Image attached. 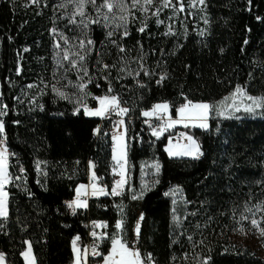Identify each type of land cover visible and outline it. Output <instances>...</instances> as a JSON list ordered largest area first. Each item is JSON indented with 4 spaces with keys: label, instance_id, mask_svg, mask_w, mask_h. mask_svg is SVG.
<instances>
[{
    "label": "trees",
    "instance_id": "trees-1",
    "mask_svg": "<svg viewBox=\"0 0 264 264\" xmlns=\"http://www.w3.org/2000/svg\"><path fill=\"white\" fill-rule=\"evenodd\" d=\"M172 4L176 7L149 15L140 6L98 13L88 3L82 17L76 0H0V100L8 105L2 119L6 146L20 162H9L8 217L0 219L5 264H25L26 242L36 264H73L72 242L86 236L84 225L91 219L106 223L98 233L102 255L96 261L109 254L111 238L119 235L129 247L137 241L142 254L152 253L155 264H203L208 257V264H264L237 238V229H246L250 220L236 222L241 214L252 218L247 205L264 228V210L255 208L264 201V107L231 117L214 109L206 128L174 129L196 141L198 159L170 157L166 147L173 132L151 141L143 125V112L158 103H167L175 118L185 98L215 106L237 85L264 97V0H205L195 16L187 0L183 11L178 0ZM89 19L99 23L90 24L85 36L78 25ZM125 26L129 34L122 36ZM81 39L93 41L90 52L81 51L87 52L82 62L87 75L79 67L69 70L67 60L63 67L57 64L64 50L76 59L74 45ZM97 61L115 67L102 71ZM80 83L86 87H76ZM105 95L126 100L134 118L133 126L126 124L127 185L119 196L102 195L70 212L68 202L86 183L89 161H96L99 180L112 182L110 123L84 111Z\"/></svg>",
    "mask_w": 264,
    "mask_h": 264
},
{
    "label": "snow or ice",
    "instance_id": "snow-or-ice-1",
    "mask_svg": "<svg viewBox=\"0 0 264 264\" xmlns=\"http://www.w3.org/2000/svg\"><path fill=\"white\" fill-rule=\"evenodd\" d=\"M37 0H33V3H36ZM199 4L204 5L205 0H198ZM251 0H249V3ZM90 3L94 8L97 9V12L99 13L101 9L107 8L108 12H112L113 8L115 7L118 9L120 12H125L126 10H129L130 7H137L140 6L142 10L148 11V8L145 7V5H151L153 3V0H143V3H141V0H131V5L129 6L127 4V0H103V3L97 6L96 0H76V8L77 12L80 16H84L83 8L86 4ZM178 3L180 5L179 11L184 10L183 6V0H178ZM63 6V5H61ZM191 7H195V4H190ZM162 7L167 8V7H172L175 8L176 5L172 4V0H162ZM161 11L160 8H157L155 12H153V15H158L159 12ZM108 15H104V19L108 20ZM259 19V17L257 18ZM120 20L125 22V25L127 23V16L121 15ZM207 22V21H206ZM72 23H76L75 20H72ZM93 23H99V20H92L89 19L87 22L84 20H81L79 25L81 27V31L85 34L86 36V30L88 29L90 24ZM157 23H163V21L157 20ZM119 27V25H117ZM146 27V25L144 26ZM144 27H141L139 29L140 32L144 31ZM55 31V29H53ZM129 33L127 31V28L125 26V30L122 33V36H127ZM167 34V33H166ZM113 35L112 32L108 33V36L111 37ZM65 44L68 43V38L67 37H61ZM114 44H116V41H112ZM93 45V41L91 39H81L79 41L78 45H74V47L78 48V51L73 53L72 55L76 57V59H72L69 56V51L70 50H64V54L60 59L57 60V64L61 67H63L61 61L62 60H67L70 63V69H75L79 67L80 71L84 72V75L88 74V69L85 64L82 62L85 61L87 52L91 51V46ZM61 45L57 43V48H60ZM87 47V52H85L84 55H81V51L85 50ZM117 47L121 53L125 51V49L117 44ZM24 51H28V49H25ZM59 56V53L57 54ZM143 57H141L142 59ZM98 64L101 65V70H108L110 67H115V65L109 66L108 64H103L102 61H97ZM124 69H120V71H123ZM141 70L144 71L145 75H148L147 69H144L141 66ZM132 73H129L131 75ZM136 75H139V72L136 73ZM165 77L161 76L160 80H163ZM81 80H83V76L80 77ZM107 79V77H105ZM89 82H91V79H89ZM158 83L160 81H157ZM143 86V85H141ZM29 88L32 87H38L36 85H29ZM79 89H83L86 87V84L80 83L76 85ZM52 88L54 91H58L55 88V85H52ZM109 92L112 91L111 86H109L108 89ZM60 96L64 97L65 94L63 92L59 93ZM2 96V94H0ZM237 96H241L246 98L249 101H252V104H249L244 107L245 112L252 113L255 111V108H260L264 107V97H253L249 95L246 91L245 88H243L241 85H237L231 94L230 97H225L224 100L221 102V104H226L228 100H233V104L230 105V107H234L235 111H240V106L235 104V98ZM19 99V98H17ZM96 100L99 102V107L95 110H88L87 108L85 109L86 114L89 115H94V116H105L109 112L115 113L118 116H125L128 114L129 109L125 107H121L120 103V98L118 96L112 95H105L102 97H95ZM186 103L182 104L176 109L177 113V118L173 119L171 117V113L169 111V105L167 103L164 104H157L153 107L151 111H144L143 115L145 117H151V116H156L157 119L163 120L164 119V113L168 114V119L166 123L161 124L158 126V128H153L152 129V135L159 137L160 135L163 134L164 131H167L168 129L174 128L178 124H183L185 128L189 127L190 124L193 127H201V128H206L207 124L206 121L209 117V114L214 110H218L221 106V104L217 105H211L209 103L205 102H199V103H193L190 100H187L185 98ZM8 109V105L2 103V100H0V219H6L8 217V196L9 193L6 191V185L11 182V176L8 172V165H7V147H6V134H5V124L4 120L2 117L6 116ZM218 115H223V112L217 111ZM147 122V121H146ZM18 123V122H17ZM123 120H119L117 124H123ZM126 131V130H125ZM185 138L190 141V144L187 145H176L178 148H182V151L179 152H172L169 150V155H187L191 156L194 159H198L202 153L199 151V146L196 144V141L191 137L186 134H183ZM112 139L114 141L119 140L121 143H119L116 147H114V155H113V160L116 161V164L119 166L120 171L117 173L121 179L115 181L114 187L111 189V192L105 191L103 187L99 188V193L103 195H112V196H119L122 194V190L124 187L127 185V181L125 179V170L124 166L126 164V152H125V143H124V135H121L120 137L113 136ZM171 144V140L169 141ZM39 167V165H37ZM94 167V165H93ZM158 169V165H157ZM21 171H23V168H21ZM21 177L17 176L16 179H20ZM93 180H96L95 173L93 172L92 176ZM39 183V181H37ZM86 186L81 185L80 188H85ZM92 195L97 194V187L95 183L92 184ZM82 193L77 191V199L71 202H68V207L75 209V208H85L87 207V201L80 200L79 196ZM86 194V193H83ZM133 199H136V196L132 197ZM255 208L257 210H264V201H262L260 204L256 205ZM245 211L251 213L252 218L250 219L248 216H245L241 214L240 220L236 221L238 224L240 221L243 220H250V223L253 227L259 230V235L261 238H264V228L260 227V221L255 219L256 212L253 211V208H249L247 205H245ZM233 218L235 219V212L233 213ZM262 220H264V217H261ZM140 220H143V215H141ZM3 225L0 224V227ZM98 227H106L105 224H99L97 225ZM117 229L122 228V222L118 221L116 224ZM237 231H239L241 234H244V229L238 228ZM136 235L139 236L140 232V225L139 221L137 222L136 228H135ZM93 236H96V233H92ZM79 237H76L75 240H73V246H74V252L77 253L76 255V264H81V257L79 255V250L75 248V243L76 240H78ZM187 239L189 241H192V236H188ZM28 243V251L22 253V255L28 259L30 252H31V244L30 242ZM200 243H203V240L200 241ZM87 252L85 250V256ZM93 255H102L101 253H97L95 250H93ZM186 258V257H185ZM172 259H175L173 257ZM211 258L208 257L203 264H208V260ZM4 261V254L0 253V264ZM105 264H155V260L153 259L152 253H145L142 254L139 249L135 247H129L128 243L124 241L122 238L117 235L116 237L111 238V250L109 254L104 257ZM31 264H34V258L31 262Z\"/></svg>",
    "mask_w": 264,
    "mask_h": 264
},
{
    "label": "built area",
    "instance_id": "built-area-1",
    "mask_svg": "<svg viewBox=\"0 0 264 264\" xmlns=\"http://www.w3.org/2000/svg\"><path fill=\"white\" fill-rule=\"evenodd\" d=\"M136 84H139V83L137 82ZM120 103H121V107H123V106H125L126 100H123V102L120 101ZM167 119H168L167 113H164V119L163 120L157 119L156 116L145 117L143 120V125H144L147 133L149 134L151 141H155V140L159 139L161 136H163L165 134H169L170 132H173L171 135L168 136V144H170L169 143L170 140H171L170 145L178 144L183 139V137H185L183 135L184 133L180 130H174V128H171V129H168L167 131H164L163 134L160 135L159 137L152 135V129L158 128L159 125L166 123ZM173 119H176V117ZM102 120L103 121L105 120V121L110 123L109 133L113 134L114 130L119 126V124H117V122L119 120H123L126 123H128L130 126H133L134 118L128 116V114L125 116H118L115 113L109 112L108 114L103 116ZM100 127H101V124H100ZM5 143H6V141H5ZM7 150H8L7 151L8 160L13 161L15 166H20V162L17 161L16 153L9 148H7ZM93 165H94V167H93ZM96 165H97L96 161L91 160L87 163L86 169L84 170L87 174V181L85 183V186H86V192L85 193L86 194H82L79 197V199L82 201L86 200L87 201V207L82 208V209L88 208L89 202L91 200H93L95 198H99L102 196V194L99 195L100 194L98 191L99 188L103 187L105 189V191H108L109 187H110V183L107 182L106 180H99L97 177H96V180H93V178L90 174V171L92 170L95 173ZM116 177H117V175H113L112 181ZM93 183H95V185L97 187V194L96 195H92V191H93L92 184ZM68 209L70 210V212H75L78 208L72 209V208L68 207ZM99 224H105L106 225V223L101 219L88 220L86 222V224L84 225L86 228V236L85 237L77 236V237H79V239L76 240L75 247L78 248L79 250H82L83 252H85V250H86L87 256H88L87 264H97L96 259H97L98 255H93V250H95L97 253H99L100 243H99V239H98V233L102 228H104V227H98L97 225H99ZM93 232L96 233V236L92 235ZM75 239L76 238H74V240ZM72 246H73V242H72ZM137 246H138V242L134 241L133 247L137 248Z\"/></svg>",
    "mask_w": 264,
    "mask_h": 264
},
{
    "label": "rangeland",
    "instance_id": "rangeland-1",
    "mask_svg": "<svg viewBox=\"0 0 264 264\" xmlns=\"http://www.w3.org/2000/svg\"><path fill=\"white\" fill-rule=\"evenodd\" d=\"M187 2H188V4H187L188 7L187 8H189V12L190 13L192 12L194 14V16L198 15L199 12H202L203 5L199 4L198 0H187ZM190 4H195V7H191ZM146 8H148V11H146V12L149 15L153 14V12H155V10L157 8L161 9V11L159 13L163 12L166 9V8L162 7V0H153V3L151 5H146ZM167 8H172V7H167ZM232 104H233V100L230 99L229 104H227V105L221 104L219 111L223 112L224 116L231 117L232 115L237 113V111H235L234 107H230V105H232ZM235 104L240 106V111L245 112L244 111V107L249 105V104H252V101H249V100H247L244 97L237 96L235 98ZM223 106H227V107L223 108ZM98 107H99V105H98ZM98 107H96L95 109H97ZM258 109L259 108H255V111L258 110ZM91 116L92 117H96V118H103V116H94V115H91ZM208 119L209 120L211 119V115L210 114H209ZM206 124L208 126V122L207 121H206ZM126 128H127L126 122L124 121V123L123 124H119V126L114 131L116 132V135H115L116 137H120L121 135H124L125 152H126V157H125L126 164L124 166V170H125V179L127 181V139H126V131H125ZM119 143H121L119 140H116V141L113 140L112 162H114L115 172L114 173L112 172V174L113 175H117V177L115 179H113L112 182H110V187H109L110 192H111V189L114 187L115 181L121 179V177L117 174L120 171V168L116 164V161L113 160L114 147H116ZM190 143H191L190 141H188L185 137H183V139L178 144L183 146V145H187V144H190ZM178 144L168 145L167 146L168 154H169V150L172 151V152L182 151L183 150L182 148L176 147V145H178ZM169 156L175 158V157H178L179 155H169ZM188 157L192 158L191 156H188ZM112 168H113V166H112ZM90 174H91V176H93V171L92 170L90 171ZM82 190H83L82 188L78 187L76 189V193H77V191H79L81 193ZM99 195H101V194H99ZM140 217H138V219H137V222L139 221V225L141 223ZM136 225H137V223H136ZM136 225H135V228H136ZM135 228H134V235H136ZM237 238H238L240 243L247 244L248 246L253 248L256 252H258L259 255L264 259V238L260 237L259 230L256 229L255 227H253L251 225V223L249 224V226L246 229H244V234L239 233ZM30 255L32 257H31V261H28V259H27L28 264H31V262H32V260L34 258L33 253H32V249H31Z\"/></svg>",
    "mask_w": 264,
    "mask_h": 264
},
{
    "label": "crops",
    "instance_id": "crops-1",
    "mask_svg": "<svg viewBox=\"0 0 264 264\" xmlns=\"http://www.w3.org/2000/svg\"><path fill=\"white\" fill-rule=\"evenodd\" d=\"M193 103H195V102H193ZM196 103H198V102H196ZM158 104H164V103H158ZM98 105H99V102H98ZM155 105H157V104H155ZM154 105V106H155ZM153 106V107H154ZM98 107V106H97ZM123 107H125V106H123ZM126 108V107H125ZM86 109V108H85ZM88 110H95V108H87ZM153 109V108H152ZM85 111V110H84ZM149 111H151V110H149ZM169 111H170V107H169ZM86 113V112H85ZM86 115H88V116H91V115H89V114H86ZM92 117V116H91ZM177 118V117H176ZM207 122H209V119L207 120ZM181 127H184L183 126V124H178V125H176L175 127H174V129H177V128H181ZM180 131H182V130H180ZM182 132H184V131H182ZM184 134H186L185 132H184ZM116 135V132L114 131L113 132V134H112V137L113 136H115ZM186 135H188V134H186ZM189 136V135H188ZM170 145V144H169ZM7 147V146H6ZM166 150H167V147H166ZM167 152H168V150H167ZM178 157H188L187 155H179ZM9 160H8V158H7V165H8V172H9ZM112 172L114 173L115 172V166H114V162H113V168H112ZM81 185H84L85 186V184H80L78 187H80ZM115 185V184H114ZM7 186V185H6ZM77 187V188H78ZM7 191V190H6ZM86 192V187L85 188H83V190H82V194L83 193H85ZM81 194V195H82ZM80 195V196H81ZM103 195V194H102ZM79 196V197H80ZM77 199V193L75 194V197H74V199L72 200V201H74V200H76ZM71 202V201H70ZM133 247V246H132ZM76 248V247H75ZM76 249H78V248H76ZM79 250V249H78ZM26 251H28V244H27V247H26V249H25V251L24 252H26ZM23 252V253H24ZM0 253H2V252H0ZM33 253V252H32ZM73 253H74V261H73V264H76V255H77V253L76 252H74V247H73ZM79 255H80V257H81V264H87V260H88V256H87V254H86V256H85V252H83L82 250H79ZM31 255H29V257H28V261H31ZM106 257V256H105ZM23 258H24V261H25V264H28V261H27V259L23 256ZM34 263L36 264V262H35V258H34ZM2 264H5V261H3L2 262ZM97 264H105V261H104V259L103 260H101V261H97Z\"/></svg>",
    "mask_w": 264,
    "mask_h": 264
},
{
    "label": "bare ground",
    "instance_id": "bare-ground-1",
    "mask_svg": "<svg viewBox=\"0 0 264 264\" xmlns=\"http://www.w3.org/2000/svg\"><path fill=\"white\" fill-rule=\"evenodd\" d=\"M127 124V123H126Z\"/></svg>",
    "mask_w": 264,
    "mask_h": 264
}]
</instances>
